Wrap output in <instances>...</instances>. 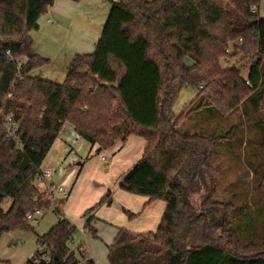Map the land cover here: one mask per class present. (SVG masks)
Instances as JSON below:
<instances>
[{
	"label": "trees",
	"instance_id": "1",
	"mask_svg": "<svg viewBox=\"0 0 264 264\" xmlns=\"http://www.w3.org/2000/svg\"><path fill=\"white\" fill-rule=\"evenodd\" d=\"M102 1L110 9L94 52L76 55L63 83H56L33 74L49 61L35 52L30 37L54 0H0V238L31 230L26 215L49 206L36 181L69 124L91 151L95 147V155L132 136L144 140L141 158L118 188L147 203H165L155 232L117 228L107 246L108 264H264V223L252 222L246 206L216 200L213 165L221 148L239 159L244 144L243 162L264 187V169L252 164L264 163L261 0ZM236 57L237 66L230 64ZM185 88L196 95L176 115L173 105ZM202 113L212 134L182 130ZM6 117L16 125L13 136ZM245 124L253 137L246 136ZM109 202L106 194L82 216L93 238L92 213ZM63 203L54 210L56 224L37 236L39 249L26 264H93L83 248L80 258L68 248L76 228L64 218ZM219 215L223 244L213 236ZM237 217L247 219L242 228Z\"/></svg>",
	"mask_w": 264,
	"mask_h": 264
},
{
	"label": "rangeland",
	"instance_id": "2",
	"mask_svg": "<svg viewBox=\"0 0 264 264\" xmlns=\"http://www.w3.org/2000/svg\"><path fill=\"white\" fill-rule=\"evenodd\" d=\"M82 4H87V1L82 0ZM97 4L98 6L94 7L95 5L92 3V8H94L93 18L95 19L92 22V37L96 38L95 44L101 35L110 9V4L102 0H97ZM30 36H32L35 41L34 48L40 45L37 42L36 32H31ZM62 41L58 42L56 45L51 44L46 52L48 57L46 59L50 62V65L48 63V67L47 65L44 66L43 68H47L41 74L39 73L40 68L33 73L34 75H38L44 80L63 83L65 79L64 65L68 63V57L71 59L72 56H69L68 43L66 42V45H64L65 41L63 43ZM94 50L95 45L91 47L89 50L90 52L85 53H93ZM238 60L239 57L232 58L230 64L237 66ZM223 66L228 67L229 64L224 63ZM245 74L246 72L242 73L244 76ZM195 95L196 90L194 88L183 89L174 102L173 112L177 115L183 108L187 110V105L193 100ZM206 115L207 113H202L197 117L192 116L183 124L182 130L203 135L212 134V128H209L208 125L203 122L206 119ZM233 121H237V118H234ZM223 125L224 121L221 122V126ZM244 129L247 131L246 136L253 137L254 133L249 125L243 127V130ZM68 132H70L69 124H65L43 162V166L51 168L53 171V176L48 179L54 186L52 197L45 196L44 198L50 202L49 206L42 209L41 217L37 220L27 222L29 227L33 230L16 229L2 235L0 238V264H26V261L31 258L37 249H39L36 244L37 236L48 233L56 224L58 216L55 214L54 210L59 206L58 200H64V205L66 202V199H63L62 195L58 193V188H62L64 193L68 195V192L71 191L74 185V192H72L73 199L69 205V208L72 210H67V215L70 217L68 221L74 226H78V224L82 222V219L85 222V218L82 217L84 212L101 200L94 197V194L98 192V186H103L106 194H108V192L112 193L113 190H115L118 183H116V178H114L112 182H107L108 175L110 174V170H108V164L110 163L109 158H106V161H101V156L95 155L94 151H91V144L89 142L84 139H78L77 142L73 143V140L69 139L67 136ZM222 133L224 132L218 133L216 131L215 135L218 136ZM73 138L75 139L76 136L73 135ZM223 147L225 148L226 144H224ZM246 148L247 147L242 144L241 157L239 159L234 158L221 148L219 157L215 163H213L215 167H218L215 174V198L218 201H228L235 208L246 206L249 216L254 219L252 222L257 225L259 222L264 223V187L259 186L254 181L252 173L249 170V164L246 161L243 162L242 158L244 153L246 156L248 154ZM252 164L253 167H259L260 170L264 169V163L259 162V160H253ZM36 186L39 191L45 190L44 184L41 181H36ZM110 201V204H103L104 206L101 205L95 210L97 218L94 219V228L96 229L97 238H93L88 229H84V232H82L79 228L75 227L76 230L72 235V241L68 243V248L75 252L77 258H80L79 248L81 247L85 250L86 257L93 260L95 264H108L107 246L113 241L115 235L114 227L127 229L124 225L134 224L136 222L141 225V223L143 224L146 222L147 217V215L142 217L144 208L147 209L152 204H158L155 206H159L160 203L165 204L160 200L147 203V198L131 195L122 190H120L119 193H112ZM79 211H81V213L77 215L76 212ZM124 211L135 214V217L133 219H128ZM149 212L150 210L147 214H149ZM64 215L66 216V214ZM221 216L222 215H219V218L217 217L218 219L216 221V227L214 226L213 236L217 242L223 244L225 237L224 234L221 233V227H219L222 226ZM237 218L236 221L240 228H242L247 219L244 217ZM138 227L142 231H150L145 225H138ZM157 227L158 224L152 231L155 232ZM244 233L248 234V240L254 239L251 233L249 234V230H244ZM255 242H258V240H255Z\"/></svg>",
	"mask_w": 264,
	"mask_h": 264
},
{
	"label": "crops",
	"instance_id": "3",
	"mask_svg": "<svg viewBox=\"0 0 264 264\" xmlns=\"http://www.w3.org/2000/svg\"><path fill=\"white\" fill-rule=\"evenodd\" d=\"M87 4H82V0H79L77 2H72L69 0H54V3L51 7L47 9V12L45 15L40 17L38 21V29L34 32L37 33V42L40 45H37L36 48H34L35 52L43 57H47V50L50 48L51 44L56 45L58 42L62 41V43L65 41L68 43V49L70 52L69 56H72L71 59L68 57L67 61L68 63H65L64 65V78L66 74V68L69 65V63L73 60V58L76 55H82V54H89L85 52H90L92 46L95 45L96 38L92 37V22L95 20L93 18V11L94 8H92V3L95 5L94 7L98 6L97 0H86ZM257 13L259 17L264 18V0L260 1V4L257 8ZM33 32V31H32ZM33 42V46L35 44V41L32 36H30ZM45 54V55H44ZM50 65V62H49ZM47 65V67L49 66ZM46 67V68H47ZM46 68H41L39 70V73L41 74L46 70ZM38 71V70H37ZM37 73V72H36ZM70 132H68L67 136L69 139L75 141L73 138L74 136H77L76 133L73 131L72 127L69 125ZM69 131V130H68ZM80 139V138H79ZM77 142V141H75ZM55 143V142H54ZM54 145V144H53ZM52 145V147H53ZM51 147V148H52ZM145 147V142L141 138L138 137H129L127 141L121 145L120 143H117L113 148H111L108 151H105L101 153L99 156H101V161H106V158H109V164H108V170H110V174L108 175L107 182H112L114 178H116V183L119 182L120 178L126 174L130 168L141 158L143 154V150ZM95 150V147L92 149V151ZM44 162V161H43ZM84 164V163H83ZM47 167L41 166V170L46 169ZM74 185L70 192H68L66 202L64 205L61 206V210L63 212V215L66 214L64 218L67 220L70 218L69 215H67V210L71 211L72 209L69 208L70 202L73 199V193L74 192ZM118 183L116 185L115 190H113L112 193L116 192L119 193ZM40 192H43V190H40ZM111 192H108L110 196L112 195ZM105 189L104 187L98 186V192L94 194V197L97 199H101L105 196ZM111 202V201H110ZM110 202L108 204H110ZM158 204H152L147 209H143V216L146 217V222L143 224L141 223H134V224H127L124 225L128 231L134 232V233H152V231L155 226L161 221V218L163 216L164 210H165V204L160 203L159 206H155ZM104 206V205H103ZM154 207V209H153ZM153 209V210H152ZM150 210L149 214L148 211ZM65 212V213H64ZM77 215L81 213V211L76 212ZM151 213V214H150ZM92 216L96 219V212L94 211L92 213ZM152 216V217H151ZM84 220L82 219V222L80 224L75 225L76 228H79L82 232H84L83 229ZM92 226H95V220L91 223ZM139 226H147V229L150 231H142L140 230ZM115 228V235L117 233V228L122 227H114ZM146 228V227H145ZM124 229V228H123ZM126 229V230H127ZM146 229V230H147ZM114 235V237H115ZM114 239V238H113ZM93 264L95 262L92 260ZM108 262V261H107Z\"/></svg>",
	"mask_w": 264,
	"mask_h": 264
},
{
	"label": "built area",
	"instance_id": "4",
	"mask_svg": "<svg viewBox=\"0 0 264 264\" xmlns=\"http://www.w3.org/2000/svg\"><path fill=\"white\" fill-rule=\"evenodd\" d=\"M255 11H256V7L253 6L252 12H255ZM224 53L226 56H229V54L231 53V49L230 48L226 49ZM245 84L248 85V81H245ZM201 88H202V86H200V89ZM5 122L9 128V130H8L9 134L11 136H13L14 132L16 130V125L14 123H12V121L9 117L5 118ZM78 139H79V136H76L75 141H77ZM75 141H73V143H75ZM52 176H53L52 169L46 168V169L41 170V172L39 174V178H38V181H41L44 184L45 190L43 191V193L46 196H49L50 198L52 197V192H53L54 186L52 183H50L48 181V179H50ZM57 191L59 194L62 195L63 199H65L67 197V195L64 193L62 188H58ZM61 200H58V204ZM41 214H42V209H35L32 213L27 214L25 219H26V221L37 220L39 217H41Z\"/></svg>",
	"mask_w": 264,
	"mask_h": 264
}]
</instances>
